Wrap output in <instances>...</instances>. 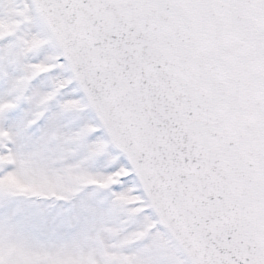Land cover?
<instances>
[{"label": "snow or ice", "instance_id": "1", "mask_svg": "<svg viewBox=\"0 0 264 264\" xmlns=\"http://www.w3.org/2000/svg\"><path fill=\"white\" fill-rule=\"evenodd\" d=\"M0 264H264V0H0Z\"/></svg>", "mask_w": 264, "mask_h": 264}]
</instances>
